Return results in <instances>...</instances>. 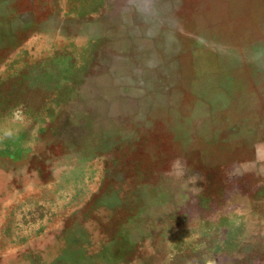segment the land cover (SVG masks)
Instances as JSON below:
<instances>
[{
	"label": "rangeland",
	"instance_id": "1",
	"mask_svg": "<svg viewBox=\"0 0 264 264\" xmlns=\"http://www.w3.org/2000/svg\"><path fill=\"white\" fill-rule=\"evenodd\" d=\"M0 264H264V0H0Z\"/></svg>",
	"mask_w": 264,
	"mask_h": 264
}]
</instances>
